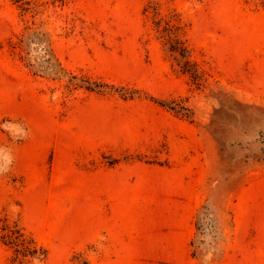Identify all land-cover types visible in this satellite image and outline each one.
<instances>
[{"label":"rangeland","instance_id":"obj_1","mask_svg":"<svg viewBox=\"0 0 264 264\" xmlns=\"http://www.w3.org/2000/svg\"><path fill=\"white\" fill-rule=\"evenodd\" d=\"M0 264H264V0H0Z\"/></svg>","mask_w":264,"mask_h":264}]
</instances>
